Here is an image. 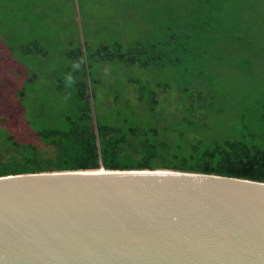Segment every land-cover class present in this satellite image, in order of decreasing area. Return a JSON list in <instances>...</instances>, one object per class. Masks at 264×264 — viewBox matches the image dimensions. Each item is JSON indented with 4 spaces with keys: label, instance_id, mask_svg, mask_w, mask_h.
Returning a JSON list of instances; mask_svg holds the SVG:
<instances>
[{
    "label": "rangeland",
    "instance_id": "374dc122",
    "mask_svg": "<svg viewBox=\"0 0 264 264\" xmlns=\"http://www.w3.org/2000/svg\"><path fill=\"white\" fill-rule=\"evenodd\" d=\"M237 37L259 44L255 53L238 57ZM138 40L176 43L172 55L180 62L172 58L168 67L153 70L96 60L101 46L126 51ZM79 50L81 63L68 56ZM198 72L202 80L193 78ZM79 81L95 93L90 104L102 112L124 99L114 98L116 91L127 87L133 97L132 85L160 86L168 93H157L156 122L188 115L208 121L201 135L232 134L227 127L239 112L254 121L253 101L245 99L264 100V0H0V114L12 111L10 119L19 117L31 129L59 126L73 113ZM211 88L215 98L204 109Z\"/></svg>",
    "mask_w": 264,
    "mask_h": 264
},
{
    "label": "water",
    "instance_id": "95a60500",
    "mask_svg": "<svg viewBox=\"0 0 264 264\" xmlns=\"http://www.w3.org/2000/svg\"><path fill=\"white\" fill-rule=\"evenodd\" d=\"M0 264H264V182L169 169L2 175Z\"/></svg>",
    "mask_w": 264,
    "mask_h": 264
},
{
    "label": "trees",
    "instance_id": "16d2710c",
    "mask_svg": "<svg viewBox=\"0 0 264 264\" xmlns=\"http://www.w3.org/2000/svg\"><path fill=\"white\" fill-rule=\"evenodd\" d=\"M221 13L225 18V12ZM237 30L241 31L239 27ZM168 36L172 37L171 34ZM247 40L245 37L236 38L238 57H248L255 53L254 48H258L259 44ZM224 41L225 47L233 50L230 41ZM175 44L138 40L126 51H121L118 44L104 45L97 48L95 56L96 60L117 59L128 66L136 64L141 68L163 69L170 65L172 58L176 63L180 62L172 55L179 50ZM79 54L80 50L68 56L75 55L81 63ZM199 74L193 78L200 79ZM131 87L133 97L127 87L122 89L124 92L116 91L113 97L123 94L124 99L102 112V108L95 109L90 104L95 93L82 81L76 82L73 113L62 121L60 119L59 126L31 129L19 117L10 119L8 113L12 114V111L7 115L0 114V176L62 170L169 169L264 182L263 99H245L253 101L254 121H248L244 110L233 117V129L227 127L228 131L233 130L232 134L205 136L201 135V128L208 121H196L188 115H181L177 122L165 125L160 124L162 119L155 121L159 110L157 93L166 94L167 89L142 84ZM183 88L190 92V87ZM211 91L213 94L205 101L204 109H209L214 101L216 90L211 88ZM126 92L134 99L133 103ZM134 106L140 110L141 117L137 116ZM235 110L233 105L229 106V111ZM211 112L210 116H213L214 111ZM174 114H167L164 121ZM172 123L174 125L169 126Z\"/></svg>",
    "mask_w": 264,
    "mask_h": 264
},
{
    "label": "bare ground",
    "instance_id": "6f19581e",
    "mask_svg": "<svg viewBox=\"0 0 264 264\" xmlns=\"http://www.w3.org/2000/svg\"><path fill=\"white\" fill-rule=\"evenodd\" d=\"M100 170H102V169H100Z\"/></svg>",
    "mask_w": 264,
    "mask_h": 264
}]
</instances>
